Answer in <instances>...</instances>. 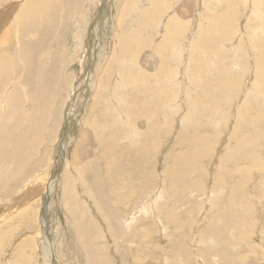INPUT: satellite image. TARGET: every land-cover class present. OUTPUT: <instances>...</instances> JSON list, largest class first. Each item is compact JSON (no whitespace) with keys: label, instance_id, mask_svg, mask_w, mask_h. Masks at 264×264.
<instances>
[{"label":"rangeland","instance_id":"374dc122","mask_svg":"<svg viewBox=\"0 0 264 264\" xmlns=\"http://www.w3.org/2000/svg\"><path fill=\"white\" fill-rule=\"evenodd\" d=\"M85 2L91 6L94 0H85ZM112 2L113 0L111 4ZM144 2L145 0H137L134 7L141 6ZM167 2L171 4V6L168 4L171 9L168 10L169 13L164 12L162 18L170 19V15L173 13L179 15L180 12L179 20L185 24L182 37L175 38L177 44H180V46L178 44L177 52L175 53L172 48L171 52L174 54L169 52L165 61V65L169 68L180 67V70L179 67L175 68L177 73H173L169 77L170 80L166 82L170 85L167 84L164 88L166 96L162 94L160 96L164 101L163 106L168 102L171 103V107L173 105V108L163 113H160L161 109L158 105L149 109H152L154 116V113L157 114L155 117L158 127L155 129L148 128L149 124L145 118L136 121L135 128L139 131V137L137 135L135 139L138 138L142 146L137 143L134 154L129 155L131 151L127 153L128 150L120 151L123 143L118 144L119 151L124 152L121 157L123 160L120 161V159L119 163L117 162L118 168L115 167L117 171L114 170L115 168L112 169L114 171H112L110 182L108 181L107 185L104 184L105 187L101 186L107 190V193H111L116 201L120 197L123 198H120V201L122 200L120 203L123 202L121 209L123 212L120 213L119 221L121 223L118 224L119 230L115 229L118 234L109 232L106 222L104 221L102 225L103 223L96 218L94 221L98 223V226L93 227L89 240L92 239L85 241L86 244L76 237L73 230L75 229L73 221L77 223L81 216L89 218L92 213L90 214L87 208L88 211H85L84 215L83 210H86L84 206L78 205L79 200L76 201L69 194L72 190L70 184L72 181L74 183L84 181V184L85 182L88 184L89 181H93L94 172L92 176L87 175L78 165L80 169L77 174L75 173L76 181L69 175V168L65 163L66 161L68 164L70 161L74 162L76 151L79 160L84 163L86 157L81 153L87 150H89L88 160L91 161L96 158V151L100 146L94 144L93 139L91 140L92 130L88 126L86 129L91 131L90 135L86 129L81 133L85 127L82 116L86 112L87 100L83 99V105L78 101L74 105L76 108L68 110L70 104L75 101L74 90L78 83L77 79L81 76L79 63L75 61L76 65L68 71L69 82H67L69 84L74 77L75 88L71 85H69L70 90L67 87L65 89L64 85L61 87L59 99L45 110L46 120L38 116L34 118L33 110H28L26 102L20 104L21 109H25L20 110L23 113L20 124L34 128L36 122L41 129L36 128L37 132L32 131L19 147L16 136L13 138V142L17 145L14 156L20 166L16 167V160H9L4 165L0 164V190L2 189L0 191V264H52V261L55 264H86L93 248L104 251L106 256L104 264H264V115H262L264 114V1L246 0L245 2L244 0L245 5L242 4L243 0H234V2L232 0L229 3L237 9L230 14L231 17L225 15L227 9L225 0L219 2L206 0L205 6L202 3L203 0L201 2L167 0ZM216 2L217 6L214 5ZM199 3L202 6L199 5L198 10ZM233 3L237 5L234 6ZM5 4L6 2L4 6ZM189 5H192L191 8ZM197 11L198 14L195 13ZM210 19L213 22H220V28L212 25ZM158 29L159 27L155 29L156 31L153 29L155 33L152 29L145 32V34L149 32L152 37L153 42L149 43V46L161 43L164 31ZM255 29L256 32H254ZM156 32H160V36ZM208 33H212L213 36ZM251 34L257 42L251 38ZM229 36L234 40L232 41ZM184 37L187 38L184 39ZM189 38L191 43L188 41ZM252 40L254 43L251 42ZM250 42L253 47L250 46ZM254 47H258L256 48L258 51L254 50ZM150 48L152 49L151 46ZM249 48L251 51H248ZM73 49L74 47L69 46V50L65 52L69 51L72 54ZM144 51H140L141 55L138 54V62L148 60L152 65L161 62L164 52L152 54L149 48ZM176 54L181 56L180 58L185 56L182 60L175 59L173 63L169 56ZM253 55L256 57V67L254 62L252 63ZM141 63H139L140 68L144 66L140 65ZM242 63L246 65L245 70L241 77H238L242 70ZM252 64L255 67L253 71V67H249ZM183 67L192 69L191 77H189L190 74L188 77L187 75L185 78L182 77L185 75V72L182 73ZM226 67H229L228 72ZM258 71L261 73L260 77L257 74ZM177 84L180 85L177 86ZM257 84L260 85L257 87ZM172 87L175 92L171 90ZM176 88L179 94L176 93ZM168 95L170 97H167ZM144 103L146 106L150 104V101H144ZM174 109H176L175 115L172 113ZM197 110L198 116H195ZM260 115L263 116L261 120H259ZM30 119L31 121L26 125ZM40 122L42 124L39 125ZM255 129L259 130L255 131ZM233 132H235L234 135ZM258 132L261 136L263 135V138L259 137ZM108 133V130L102 132L103 135ZM230 136L233 138L232 141ZM186 138L187 142L184 141ZM236 138L240 140L238 143ZM146 148L147 155L140 158L139 150L144 153ZM244 148L249 151H243ZM240 149L243 150L240 151ZM18 151L27 158L20 159ZM90 166L89 169L92 172L93 165L90 163ZM22 170L25 172L24 180H22L23 176H19L21 179L18 182L17 173L23 174ZM98 170L100 177L104 175L102 161L99 162ZM78 173H80L79 176ZM93 189L92 192L97 191L96 188ZM130 190H133L132 198ZM79 191L81 193L80 189ZM135 199L138 200L135 204L138 206L137 211L131 208ZM93 215H95L94 211ZM129 222L132 224L130 225ZM120 230H122V237H119ZM119 239L122 241L120 242Z\"/></svg>","mask_w":264,"mask_h":264},{"label":"bare ground","instance_id":"6f19581e","mask_svg":"<svg viewBox=\"0 0 264 264\" xmlns=\"http://www.w3.org/2000/svg\"><path fill=\"white\" fill-rule=\"evenodd\" d=\"M3 1L6 2L5 6H4ZM198 1L201 2V0H198ZM216 1L219 2L220 0H216ZM230 1H232V0H225L226 7H227L226 14H225L226 16L233 14L237 9L236 7L233 8L231 6L232 4L229 3ZM217 2L214 4L215 6H217V4H218ZM233 2H234V0H233ZM245 2H246V0H245ZM0 3H1L0 4V31H1L0 57H2V60H0V109H2V110H0V164L4 165L9 160L10 161L16 160L14 153L17 149V145L19 147L21 142H23V140L25 138L29 137V135L32 133V131L37 132L36 128L41 129V126H38V124H36V122L34 123V126H35L34 128H32V126L24 127L20 124V120H21L22 115H23V113L20 110H25L24 108L21 109L20 104L22 102H26L28 104V110H33L32 113L34 115V118H36L38 116V118L46 120L45 110H47L48 107H51L52 104H55V102L59 99L60 92L62 91L61 87L64 85L65 89L67 87L70 90L69 85L74 86V84H75V83L73 84V80L75 79L74 77L71 79L70 83L67 84V82H69L68 71H69V69H72L76 65L75 61H78L80 71H81V76L79 77V79L76 78L78 83H77V85L75 84L76 88L74 86L75 96H73V97H75V101L74 100L73 101L75 103L72 102L70 104V107L68 108V110H72V108H76L74 105L77 104L78 101L81 103L84 98H85V100H87L86 105H85V107L87 106L86 112H85V115L82 116V121L84 122L85 127H84V129H82L81 133H83L86 129V126H88L92 130V136H90L91 140L93 139L95 141L94 144H99L100 146L99 147L96 146V147H98V150L96 151L97 155H96V158H93L91 161L88 160L89 159V156H88L89 150H87V151L81 153L84 157H86V161L84 163H81V161L79 160L77 151H76V154L73 158V161L76 163H74L72 161H70V164H68V161H66V163H65L66 167L68 166V168H69V170H68L69 175L73 176V180L74 179L76 180L75 173L77 174V171L80 169L78 167V165L81 166V168L86 172L87 175L92 176V173L94 172V176H93L94 179L92 182L89 181L88 184H87V182H85V184H84V181L74 183L72 180H71L72 182L70 181L71 184L69 183L70 187L72 189L69 192V194L76 201L79 200V201H77L78 205L84 206V209H86V210H83L84 215H85V211H88V210H89L90 214L92 213L91 214L92 216H90L89 218L88 217L84 218L81 216L77 223L73 221L74 228H75L73 230H74L76 237H78L80 239V241L83 240L84 243H85V241H90L92 238L90 240H89V238H90V235L93 233V227L97 228V226H98V223L96 221H94V219L96 218L99 222L101 221L103 223L102 225H104V221H105L107 228H108V231L115 234V232H117V231H115V229L116 228L118 229L119 228L118 224L121 223L119 221H120V217H121L120 213L123 212V211H121L123 202L120 203L122 201V200L120 201V198L121 199H123V198L122 197L118 198L117 201H119V202H117L115 200L116 198L114 199L112 194L107 193V190L101 188V186H104V184L107 185L108 181L110 182V180L112 178V171H114V170L117 171L116 170L118 168L117 162L119 163L120 159H121L120 161L123 160V158H121V157H123L122 155L124 154V152L123 153L120 152L121 150H123V151L128 150L127 153H129L131 151V154H129V155H132V154H134L135 148L138 145L137 143H140L139 145L142 146V142H139L138 138L135 139V136H137L138 132H139L138 129L135 128L136 121L138 119H144L145 118L149 124L148 128L153 127L155 129L158 127L156 124L157 118L155 117V116H157V114L154 113L155 114V116H154L153 112L151 111L152 109L151 110H149V109L158 105V106H160V109H161L160 113H163L164 111L168 112L167 110H172V108H173V105L171 107V103H168V102L167 103L165 102L166 104L163 106L162 102H164V101L160 96H161V94L166 96V91H164V88L169 83L168 82L166 84V82L168 81L169 77L172 76L173 73H177V71H175V68L179 67V66L175 67V65H174L175 68H172V66H171V68H169L165 65L166 64L165 61L167 59L168 53L171 52L172 48L174 49L175 53L177 52V47H178L179 43L177 44V41L175 38L182 37L181 34H183V32H182L183 27L185 29V26H184L185 24L179 20V18H181L179 16L180 12H179V15H175V13H173V15H170L171 16L170 19L167 17L162 18L163 17L162 14H164V12H165V14L169 13L168 10L171 9V7H170L171 4L168 3L167 0H145L144 4L141 6H138V7L137 6L134 7L135 3H137V0H113L112 4H111V0H94V3L91 6L87 5L85 0H0ZM178 3H179V1H178ZM202 3L205 6L206 0H203ZM168 4H170V6ZM242 4L246 5V3H244V0H243ZM199 5L202 6V4L199 3V4H197V8L199 7ZM233 5L236 6L237 4L233 3ZM191 6H190V8H191ZM220 7H222V6H220ZM245 7L246 6H244V8ZM198 10H199V8H198ZM174 12H175V10H174ZM129 13H130V15H129ZM195 13L198 14V11ZM170 14H171V12H170ZM216 17L221 18V16H216ZM230 17H231V15H230ZM218 18H217V21H219ZM210 21H212V20L210 19ZM219 23L212 21V25H216L218 27H219ZM155 25H158V26L156 27ZM248 26H249V24H248ZM158 27H159V29L162 27L161 29H163V30L160 29V31H164L163 35L161 34L162 35V41L160 44L158 43L159 45H157V44L150 45L152 47V49H151L149 46V43L153 42L151 34H149V32H148V34L147 33L145 34V32H147L151 29L155 30ZM210 27H212V26H210ZM241 29H243V28H241ZM154 30H153V32H154ZM208 31L210 32L211 30H208ZM219 31H221V30H219ZM242 31H244V30H242ZM252 31H253V29H252ZM254 32H256V29ZM156 33L159 35L160 32H156ZM210 34H212V33H210ZM214 34L216 35V33H214ZM225 34L226 33H224V35ZM188 35H189V33H188ZM194 35L195 34H193V36ZM201 35H202V33H201ZM227 35H228V33H227ZM206 36H207V34H206ZM212 36H213V34H212ZM248 36H250V35H248ZM252 36L253 35L251 34V38H252ZM190 37H191V35H190ZM217 37H218V34H217ZM254 37H256V36L254 35ZM159 38H161V37H159ZM186 38L184 37V39H186ZM230 38L232 39V37H230ZM256 38H258V37H256ZM261 38L262 37H260V39ZM210 39H211V37H210ZM210 39H208V40H210ZM218 39H219V37H218ZM179 40H180V38H179ZM190 40L191 39L189 38L188 41H190ZM233 40H234V38L232 39V41ZM253 40L251 42L254 43V41H256V40H254V41ZM191 42L192 41H190V43ZM251 42H250V46H252ZM212 43H213V41H212ZM257 44H259V43H257ZM181 45H183V44L181 43ZM194 45H195V43H194ZM260 45L262 46V44H260ZM69 46L74 47L72 54H70L69 51L65 52L66 50H69ZM179 46H180V44H179ZM147 48H149V51L152 54H159L161 52H164L162 55V60L160 63H156V64L152 65L149 63L148 60H146V61L144 60L142 63L140 61L138 62V59H137L138 54L141 55L142 52ZM211 48H212V45H211ZM222 48H223V46H222ZM256 48L258 49V47H254V50ZM257 49H256V51H258ZM262 49L263 48H261V50ZM193 50H195V49H193ZM252 50H253V48H252ZM140 51H142L141 54H140ZM183 51H181V52H183ZM248 51H251L250 48ZM256 51H253V52H256ZM144 52L146 53V51H144ZM178 52H179V50H178ZM216 52H218V51H216ZM172 54H174V53H172ZM184 56L182 58H180L181 56H178V54H176V55L169 56V57L172 58L173 63H174L176 61L175 59H177V60L181 59L182 60L184 58ZM221 56H223V55L221 54ZM236 57H237V55H236ZM238 57L241 58V56H238ZM258 57H259V55H258ZM227 58H228V56H227ZM186 59H188V57ZM186 59H184V60H186ZM249 59H250V57H249ZM255 60H256V57L253 55L252 63L254 62L253 64L256 67L255 62H257V61H255ZM257 60H259V59H257ZM238 61L240 62V60H238ZM213 62H215V61H213ZM234 62H236L235 59H234ZM239 62H238V64H239ZM139 63H141L140 65H144V66L140 68ZM260 63L261 62H259V64ZM149 64L152 66L150 67ZM253 64L249 65V67H253L252 71L255 69ZM167 65H169V64H167ZM241 65H242L241 66L242 70H240V74L238 77H241V74L244 72L245 66H246V65H243V63ZM187 66H189V64ZM221 66H223V65H221ZM260 66H262V65H260ZM223 67H225V66H223ZM229 67H226V68H228L227 72L229 71ZM257 67H259V65ZM179 70H180V67H179ZM182 70H184L182 73L185 72V75H182L183 78H185L186 75L188 77L189 74H190L189 77H191L192 69L188 70L186 68L184 69V67H183ZM180 74L178 71V75H180ZM254 74L255 75L258 74L259 77L261 75L260 71H258L257 74L256 73H254ZM182 77H180V78L183 80ZM172 80L174 81V79H172ZM186 81H187V79H186ZM191 82L194 83V81H191ZM261 83H262V81H261ZM179 85L177 84V86H179ZM259 85L260 84H257V87ZM168 86H170V85L168 84ZM159 89H161V90L159 91ZM171 90L173 91L174 88ZM67 92H70V91H67ZM174 92H175V90H174ZM178 92L179 91H177V88H176V93H178ZM246 92H248V91H246ZM70 95L72 96V93ZM176 96H177V94H176ZM249 96L251 97V95H249ZM167 97H170V96L168 95ZM144 101L145 102L150 101V104L145 106ZM181 103H182V101H181ZM177 104H178V102L176 103V105ZM82 105H83V102H82ZM179 106H180V104H179ZM147 107H148V110L146 111ZM182 107H183V105H182ZM140 109H142V110H140ZM183 109H184V107H183ZM73 110H75V109H73ZM155 110H157V109H155ZM155 110H153V111L155 112ZM1 111H3V112H1ZM78 111L80 112V110H78ZM174 112H176V109H174V111L172 113H174ZM198 112L199 111L197 110V112H196L197 114H195V116H198ZM193 114H194V112H193ZM173 115H175V113ZM186 115L187 114H185V116ZM262 115H264V114H262ZM262 115H260L259 120H261L263 118ZM30 116H31V114L29 113V118H30ZM199 116H200V114H199ZM201 116L203 117V115H201ZM182 118H184V117H182ZM183 120H185V119H183ZM30 121H31V119L26 122V125ZM161 121H163V120H161ZM196 121H198V120H196ZM225 121H226V119H225ZM14 124L16 126H13ZM40 124H42V123L40 122L39 125ZM15 127H16V132H14ZM43 129H44V127H43ZM106 130H108L109 133L106 135H103L102 132L106 131ZM163 130L164 129H162V131ZM256 130L258 131L259 129H255V131ZM86 131L89 132V135H90L91 131H88L87 129H86ZM182 133H184V132H182ZM234 133L235 132H233L232 134L234 135ZM258 133L260 134V135L258 134L259 137L263 138L262 137L263 135L261 136V133L260 132H258ZM192 135H194V134H192ZM15 136H16V140H17L16 141L17 145H16V143L13 142V138ZM160 136H162V135H160ZM137 137H139V135ZM185 137H189V136L187 135ZM210 137L212 138V135ZM230 139L232 141L233 138H231V136H230ZM187 140L188 139L186 138V140H184V141L187 142ZM259 140H260V138H259ZM239 141L240 140L237 139V143ZM120 142H122L123 145H122L121 149L119 146V149H120V151H119L118 144ZM202 142H204V141H202ZM160 143H161V141H160ZM205 143H207V142H205ZM241 143H239V144H241ZM247 144L249 146V143H247ZM209 146H210V144H209ZM242 146H243V144H242ZM145 147H147V146H145ZM156 147H157V145H156ZM230 150H231V148H230ZM237 150H238V148H237ZM241 150H243V149H240V151ZM245 150H248V149L244 148L243 151H245ZM63 151H65V150H63ZM147 151H148L147 148H146V151L144 153H141L139 150L138 155L140 156V158L141 157L144 158V156L147 155L146 154ZM226 154H227V152H226ZM63 155H64V153H63ZM135 155L137 157H139L137 154H135ZM18 156L20 159H26L27 158V157L23 156L19 151H18ZM227 157H228V155H227ZM64 158H65V156H64ZM65 160H66V158H65ZM65 160H63V162ZM100 161L103 162V170L105 172L104 175H102L101 177H100L99 170H98V165H99ZM90 163L93 165L92 166V168H93L92 172H90V169H89ZM123 163H125V162H123ZM128 163L130 164V162H128ZM146 163H148V162H146ZM137 164H139V163H137ZM18 166H20V163L17 161L16 167H18ZM144 166H146V165H144ZM261 166H263V165H261ZM115 167H117V168H115ZM132 167H133V165H132ZM113 168H115V169L112 170ZM70 169H72V170L70 171ZM123 172L124 171H122V173ZM166 173L167 172H165V174ZM79 174L80 173H78V176H79ZM19 176H23L22 180H24L25 172L23 174H20L18 172L17 177H19ZM70 176H68L69 180H70ZM225 178H227V177L225 176ZM20 179H21L20 177H19V179L17 178V181ZM117 180L118 179H116V181ZM18 182H20V181H18ZM262 182H263V180H262ZM90 183H92V185ZM66 184H68V183H66ZM111 184H114V183H111ZM132 186H133V184H132ZM62 187L64 188V186H62ZM90 188H92V189L96 188L97 191L92 192V189H90ZM79 189L81 190V193H80ZM65 190H66V188H65ZM135 193H136V191H135ZM131 194L133 195V190L130 192V196L132 198ZM118 195L120 196V194H118ZM137 201L138 200L135 199V201L132 202L133 205L131 208L133 211H137V209H138V206H135ZM158 207H160V205H158ZM87 208H88V210H87ZM143 209H145V208H143ZM92 210L94 211L95 215H93ZM128 210H129V208H128ZM146 211H145V213H146ZM154 211H156V210H154ZM133 218L134 217H132V219ZM128 220H129V217H128ZM131 221H133V220H131ZM226 222H228V221H226ZM130 223L131 222H129V224ZM75 225L80 226V227L78 228ZM72 228H73V226H72ZM128 228H130V227H128ZM69 229H71V228H69ZM117 234H118V232H117ZM119 234H120L119 237L120 236L122 237V235H123L122 230H120ZM103 236H105V235H103ZM129 237H130V235H129ZM121 241L122 240H120V242ZM93 242H95V241H93ZM209 250H210V248H209ZM203 252H204V250H203ZM105 258H106V256H105L103 250H101L100 248H93V250L90 254V257L88 259V262L86 264H104ZM52 264H55V262L52 261Z\"/></svg>","mask_w":264,"mask_h":264}]
</instances>
